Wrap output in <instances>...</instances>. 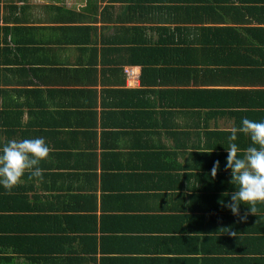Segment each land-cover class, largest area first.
<instances>
[{"label":"crops","instance_id":"crops-1","mask_svg":"<svg viewBox=\"0 0 264 264\" xmlns=\"http://www.w3.org/2000/svg\"><path fill=\"white\" fill-rule=\"evenodd\" d=\"M134 4L0 0V147L42 137L51 149L42 180L25 173L11 194L0 186V198L52 224L55 242L37 248L47 264H264L262 214L256 235L233 242L220 203L234 186L230 129L264 121V0H222L249 21L199 23L241 32L228 66L195 44L200 73L189 78L176 62L153 71L146 56L136 60L151 33L132 29L152 23L135 17ZM233 143L252 146L243 134ZM159 181L167 190L149 194Z\"/></svg>","mask_w":264,"mask_h":264},{"label":"trees","instance_id":"trees-1","mask_svg":"<svg viewBox=\"0 0 264 264\" xmlns=\"http://www.w3.org/2000/svg\"><path fill=\"white\" fill-rule=\"evenodd\" d=\"M135 4L132 5V12H135V17L142 21V17H149L152 23L149 30L147 28L134 27L132 31H135L136 36L150 31V40L141 38L140 44H136V52L139 54V60L146 56L144 64L150 67L151 70L157 68V70L167 69L168 66L180 65L182 68V74L184 76L196 77L195 75L200 73L198 68L195 67L194 51L196 49L195 44L200 45L205 58L210 63H217L220 66H228L233 57V52L236 51L234 46L230 43H237V36L241 30L234 27H227L223 33L214 32L215 30L210 27H202L200 22L208 23L212 21H223L224 23H238L240 21L251 20L254 16L250 17L249 14L239 12L238 8L225 7L222 4V0H132ZM177 3V4H176ZM178 8H177V6ZM143 6V7H142ZM247 17V18H246ZM256 19V18H255ZM174 24V27H171ZM192 26V27H190ZM218 36L215 41L216 45L211 44L212 40L208 36ZM154 36L157 37L154 39ZM236 39V41H235ZM149 44V45H148ZM181 45V46H179ZM229 45V46H228ZM139 47V51H138ZM121 52V50H120ZM173 54H178L176 61L173 59L170 61L167 57ZM167 58V63L163 59ZM142 63V62H141ZM163 66L160 69L159 66ZM154 71V70H153ZM192 72V73H191ZM213 72V71H212ZM205 73V71H203ZM174 71L172 79H176L178 75ZM185 92V91H183ZM185 98L188 96L184 95ZM189 110V108H188ZM183 112L187 111L185 109ZM3 113V112H1ZM184 114V113H183ZM153 170V167H152ZM143 177V173L141 174ZM148 178L152 176L149 172ZM154 176V175H153ZM167 177H173L166 175ZM147 188V187H146ZM167 190L166 186L158 182L148 187V193L156 195L159 190ZM236 190L235 186L229 191L227 195L228 203L231 200V193ZM125 197V196H122ZM76 199L75 196L72 200ZM12 201V200H11ZM13 202H7L0 198V264H47L44 255L39 254L37 248L46 244L47 242H55L54 238H49L48 225L52 224L45 221L43 217L40 220V216L37 214H28V207H24L19 204L18 207H10ZM137 202L135 201V204ZM227 204V203H225ZM248 205L241 204L239 206V216H235L231 213L230 209V221L228 236L231 241L234 242L237 234L245 235L246 240L255 234L252 227V221L257 218L258 214H262L264 218V204H257L258 212L255 215L249 214L246 220L241 221L240 217L248 212ZM228 209V208H227ZM7 211V212H6ZM8 211H10L8 213ZM27 211V212H26ZM35 218V219H34ZM257 220V219H256ZM209 222L208 220H199L196 227H201L203 224ZM232 233H236L232 235ZM209 234L205 230L203 238ZM239 236V235H238ZM203 241V239H202ZM40 256V257H39Z\"/></svg>","mask_w":264,"mask_h":264},{"label":"clouds","instance_id":"clouds-1","mask_svg":"<svg viewBox=\"0 0 264 264\" xmlns=\"http://www.w3.org/2000/svg\"><path fill=\"white\" fill-rule=\"evenodd\" d=\"M240 127H232L228 137L229 147L227 149V162L225 171L230 170V184L236 190L231 193L229 203H220L223 207L230 209L231 213L239 216V206L248 205V212L240 217L246 220L249 214L258 212L257 204H264V121L255 122L244 118ZM238 134L250 138L251 145L241 150L236 143ZM51 149L41 138L9 140L0 147V186L11 194L25 173L29 178L43 179L44 170L38 165L45 160ZM238 153H242L238 157ZM219 161H215L211 169V177L217 175ZM223 195H229L227 192ZM236 233H232L235 235Z\"/></svg>","mask_w":264,"mask_h":264}]
</instances>
